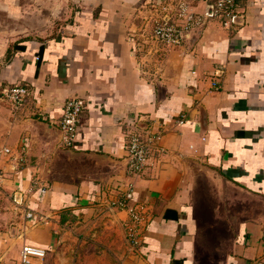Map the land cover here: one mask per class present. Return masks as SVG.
I'll return each instance as SVG.
<instances>
[{
    "label": "crops",
    "instance_id": "0c3cea01",
    "mask_svg": "<svg viewBox=\"0 0 264 264\" xmlns=\"http://www.w3.org/2000/svg\"><path fill=\"white\" fill-rule=\"evenodd\" d=\"M52 1L59 28L30 39L28 0H0V264H22L25 245L47 252L31 264H264V0H239L233 27L210 21L147 68L130 21L160 0ZM15 85L31 91L19 111ZM73 98L86 107L66 147ZM138 122L160 153L131 177ZM130 183L148 212L137 248L114 206Z\"/></svg>",
    "mask_w": 264,
    "mask_h": 264
},
{
    "label": "built area",
    "instance_id": "2783aa9c",
    "mask_svg": "<svg viewBox=\"0 0 264 264\" xmlns=\"http://www.w3.org/2000/svg\"><path fill=\"white\" fill-rule=\"evenodd\" d=\"M239 0H191V6L185 5L180 11V18L185 22L183 25H176L174 21L167 20L157 29V35L162 37L166 45L182 46L190 37L189 34L202 28L210 21L219 20L223 26L227 28L233 27L239 18L238 13ZM202 3L205 5L203 13L196 12L195 4ZM220 77V75H217ZM219 81L214 82L215 90H218ZM5 97L11 103L16 111L24 109L31 97V91L28 87L22 85H15L12 88L4 91ZM86 107L85 100L81 98H73L66 102L63 115L58 123V127L62 133V141L66 147L73 146L78 138L80 127L82 124V113ZM180 123H183L181 119ZM127 135L128 140V165L127 172L131 177H140L150 166L152 158L157 157L154 151V144L160 138V134H145L144 127L140 122L129 126ZM154 151V153H153ZM10 153L9 149L5 150ZM2 173L0 172V181ZM135 185L130 183L128 185L125 195L115 202L114 206L119 209H127L130 216V223L127 226L128 238L134 248L140 246V233L143 224L148 218V212L143 205H130L134 197ZM16 204L22 205V202L17 198L14 199ZM26 217L31 219L32 213H27ZM46 250L32 246L25 245L21 253L20 261L22 264H31L32 259L38 258L43 260L46 257Z\"/></svg>",
    "mask_w": 264,
    "mask_h": 264
},
{
    "label": "rangeland",
    "instance_id": "374dc122",
    "mask_svg": "<svg viewBox=\"0 0 264 264\" xmlns=\"http://www.w3.org/2000/svg\"><path fill=\"white\" fill-rule=\"evenodd\" d=\"M59 1V0H58ZM27 12L28 21H23L24 25H28L30 33L29 38H39L40 29H48V27L58 29L57 23H61L60 20L62 12L65 10L62 4L58 6L53 3L52 0H28ZM60 2V1H59ZM185 5H192L191 0H160L157 3H147L142 6L136 7V17L131 22L132 37L136 39V44L142 50L138 56H140V63L144 67H149L156 60V52L162 51L166 45L160 35H157V29L163 24L165 25L167 20L174 21L176 25H183L185 22L180 18V11ZM61 8H60V7ZM59 7V8H58ZM205 5L202 7V9ZM26 8V7H25ZM194 10V9H192ZM205 11V9H204ZM204 11L200 12L203 13ZM52 13L56 16H52ZM0 22L6 24L8 22L5 16L2 15ZM18 22L13 21V27ZM23 25V26H24ZM38 29V32H37ZM197 31V30H196ZM195 32L192 31L189 36ZM32 33V34H31ZM38 33V34H37ZM38 35V37H37ZM188 40H191L189 37ZM137 46V49H139ZM169 46V45H166ZM178 47V46H172ZM165 53V52H164ZM158 60V59H157Z\"/></svg>",
    "mask_w": 264,
    "mask_h": 264
},
{
    "label": "trees",
    "instance_id": "16d2710c",
    "mask_svg": "<svg viewBox=\"0 0 264 264\" xmlns=\"http://www.w3.org/2000/svg\"><path fill=\"white\" fill-rule=\"evenodd\" d=\"M174 264H182V263H180V262L176 261V262H174Z\"/></svg>",
    "mask_w": 264,
    "mask_h": 264
}]
</instances>
